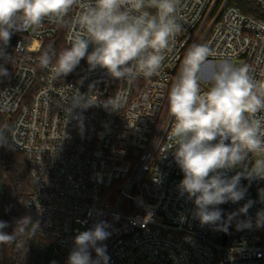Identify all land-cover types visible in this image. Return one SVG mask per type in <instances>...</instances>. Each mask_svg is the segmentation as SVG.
Masks as SVG:
<instances>
[{
	"label": "built area",
	"instance_id": "obj_1",
	"mask_svg": "<svg viewBox=\"0 0 264 264\" xmlns=\"http://www.w3.org/2000/svg\"><path fill=\"white\" fill-rule=\"evenodd\" d=\"M229 1L179 0L181 30L170 41L159 74L132 83L114 81L99 67L89 71L86 59L66 78L54 79L39 66L45 40L64 31L68 47L69 33L79 30L73 26L79 5L69 11L65 24L45 20L37 29L12 35L8 58L0 61L9 72L0 78V113L11 124V144L26 157V205L39 224L35 233L46 240L58 264H67L75 236L99 221L110 225L111 236L100 242L107 246L109 264H264L261 228L238 231L234 220L228 232L215 231L193 218V202L177 189L183 173L173 150L165 151L171 128L168 93L192 45L209 46L210 63L236 61L252 66L258 79L264 74V59L257 62L258 56L264 58V28L257 26L264 19ZM251 1L264 12V0ZM18 43L20 50L15 49ZM94 81L99 82L89 94L93 99L122 90L126 102L119 112L98 106L77 109L83 114L81 128L77 119H69L68 110L76 90L87 93ZM201 87L208 88L202 81ZM241 185L247 186L245 199L217 207L226 218L251 199L255 203L248 216L255 225L257 211L264 209L258 202L264 180L249 184L242 179ZM147 211L153 212L152 222L141 227ZM0 264H5L3 245Z\"/></svg>",
	"mask_w": 264,
	"mask_h": 264
},
{
	"label": "clouds",
	"instance_id": "obj_2",
	"mask_svg": "<svg viewBox=\"0 0 264 264\" xmlns=\"http://www.w3.org/2000/svg\"><path fill=\"white\" fill-rule=\"evenodd\" d=\"M75 5L81 9L73 21L79 30L69 33L68 47L59 53L45 50L39 57V66L48 69L54 79L66 78L85 59L89 71L99 67L117 82L151 78L159 74L164 53L181 30L177 21L179 0H0V61L7 60L14 33L37 29L45 20L65 24V17ZM21 45L18 43L15 49L20 50ZM212 55L209 46L194 44L183 58L168 93L171 128L165 151L173 150L174 161L183 173L178 192L193 202L192 215L201 226L228 232L235 220L238 231L261 228L264 209L257 211L255 225L248 216L255 201L248 199L226 218L217 206L245 199L247 186L241 185L242 179L249 184L264 180V74L258 79L252 66L236 65L230 60L210 63ZM262 59L258 56L257 62ZM5 64L0 63V78L9 76ZM201 81L210 86L202 90ZM98 82L89 84L87 93L77 89L73 94L69 119H77L81 128L83 114L77 109L98 106L110 113L119 112L126 102L122 90L107 99L95 94L97 99H93L89 94H94ZM156 146L160 147L158 143ZM236 169L239 171L228 175ZM258 198L264 203V188L258 189ZM240 216L246 219H238ZM152 218L153 212L147 211L141 227ZM8 226L0 221V245L12 244L29 232L35 235L39 224L25 216L16 221L11 233L4 231ZM109 227L106 221H99L93 228L79 232L67 264H109L107 246L100 243L111 236Z\"/></svg>",
	"mask_w": 264,
	"mask_h": 264
},
{
	"label": "trees",
	"instance_id": "obj_3",
	"mask_svg": "<svg viewBox=\"0 0 264 264\" xmlns=\"http://www.w3.org/2000/svg\"><path fill=\"white\" fill-rule=\"evenodd\" d=\"M229 4L238 6L246 14L264 19V12L251 0H230ZM152 11V9H149ZM66 47L64 31L53 39L45 40L38 55L45 50L54 49L57 53ZM86 68V67H85ZM11 124L8 118L0 113V221H6L4 231L11 233L16 221L31 216L26 201L30 194L29 170L24 153L16 149L10 141ZM258 238L264 245V227H261ZM5 264H58L53 258L46 240L30 232L18 237L12 244L3 245Z\"/></svg>",
	"mask_w": 264,
	"mask_h": 264
},
{
	"label": "rangeland",
	"instance_id": "obj_4",
	"mask_svg": "<svg viewBox=\"0 0 264 264\" xmlns=\"http://www.w3.org/2000/svg\"><path fill=\"white\" fill-rule=\"evenodd\" d=\"M233 64H236V61H233ZM207 87H209V83L207 81H202Z\"/></svg>",
	"mask_w": 264,
	"mask_h": 264
}]
</instances>
